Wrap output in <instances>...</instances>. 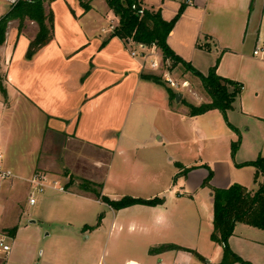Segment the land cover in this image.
Masks as SVG:
<instances>
[{
    "label": "crops",
    "instance_id": "1",
    "mask_svg": "<svg viewBox=\"0 0 264 264\" xmlns=\"http://www.w3.org/2000/svg\"><path fill=\"white\" fill-rule=\"evenodd\" d=\"M84 1L90 4L89 10H85L80 0L52 1L49 8L54 13V38L31 59L26 54L30 40L38 33V24L26 20L19 32V21L9 22L6 39L0 44V117L22 112V121H28V126L25 132H15L12 120H0L5 166L8 167L6 149L15 139H21L18 143L34 156L33 169L27 177L42 170L63 176L68 184L65 193L72 195L73 202L83 211L86 202L74 197L108 205L100 197L89 198L72 191L93 193L81 187L83 181L101 184V194L111 199L125 194L144 199L164 198L173 191L171 184L180 182L177 197L195 199L201 192L209 197L212 233L214 196L209 187L203 186L209 175L208 162L198 159L186 163L178 159L179 170L172 171L168 179L157 165L148 164L136 153L160 149L161 145L180 146L186 154L195 150L199 153L196 146L204 139L219 138L223 152L216 160L211 185L226 188L239 183L254 191L258 189L262 179L255 181L256 167L238 164L264 157V58L254 55L256 46L264 45V0H143L148 6L161 7L166 20H171L183 5L184 11L168 37L169 46L203 74L216 66L219 75L243 84L233 108L236 122L231 123L239 131L245 127L246 134L251 136L246 148L243 140L233 158L229 145L233 129L224 127L223 113L213 109L191 116L183 102L174 104L165 83L143 77V73L158 75L157 72L144 68L143 59L132 56L125 42L112 36L118 18L106 0ZM189 74L192 75L186 72L185 76ZM184 101L200 105L209 101V97L206 94L198 103L188 97ZM204 116L209 117V122L198 128V119ZM242 119L245 121L241 122ZM255 136L260 137L257 142L253 140ZM190 167L194 168L183 175V170ZM135 206L148 209H138L141 217L130 219L131 225L148 231L152 222L142 218L143 213H162L164 203L128 208ZM93 207L90 206L98 216ZM121 210L114 211L109 241L116 228L122 227L118 221ZM258 229L238 223L230 237L231 249L243 259L247 256L251 260V255L243 252V242L264 246V230ZM165 244L175 243L157 241L149 249L160 258L157 264H164L162 260L168 250L151 252V249ZM186 248L209 258V264L219 263H214L211 255L198 247ZM129 261L141 264L130 257H125L123 264ZM109 262L119 264L112 253Z\"/></svg>",
    "mask_w": 264,
    "mask_h": 264
},
{
    "label": "rangeland",
    "instance_id": "2",
    "mask_svg": "<svg viewBox=\"0 0 264 264\" xmlns=\"http://www.w3.org/2000/svg\"><path fill=\"white\" fill-rule=\"evenodd\" d=\"M11 6L7 0H0V17L5 15ZM30 26L28 25V27ZM259 45L262 46V44L257 46ZM135 48L138 49V46ZM163 64L164 66L154 72L163 77V74L168 71L176 82L182 84L186 81L188 83V86L184 88L174 89L177 93L182 94L181 100L187 97L197 103L204 100L206 92L197 76L192 73V75L185 76L184 68L180 66L171 68L170 61ZM148 71L150 70L148 69ZM165 84L170 87L167 82ZM181 100L178 103H181ZM173 103L175 104L176 100H173ZM233 110L228 111V119L235 123L237 115L233 114ZM14 114L13 117L9 114L6 116L2 114L0 120L2 119L3 122L12 120L15 132H25L28 121L23 123L22 112ZM208 116L200 117L196 126L200 128L208 123ZM225 121L224 127L231 128L226 119ZM244 121L241 120V122ZM247 121L249 120L246 119ZM248 124L252 125L250 121ZM245 129V127H241L240 132L236 135V133L234 134L236 131L231 128L233 136L229 145L232 158L234 156L232 145L235 141L239 140L240 146L244 140L243 148H246L251 135L246 134ZM259 139L260 137L255 136L253 140L257 142ZM19 140L15 139L6 149L7 165L16 175L27 177L32 172L34 156L27 152V148L22 146V143L21 145L18 143ZM2 146H4L3 143ZM161 146L160 149L140 150L136 155H141L148 164L157 165L158 170H163L168 179L172 171L179 170L176 165L178 159H183L186 163H193L201 159L204 163L208 162L209 168L214 170L217 165L216 160L223 152L221 139L211 136L196 146L197 151L200 148L199 153L195 150L186 154V151L181 150L180 146ZM171 157L174 160H170ZM248 166L251 168L253 165ZM43 172L48 173L47 171ZM48 174L51 175V173ZM51 177L60 178L66 185L63 176L51 175ZM168 182L167 186H169ZM251 185L255 187L253 184ZM180 187V182L171 184L170 188L173 191L168 193L167 197L163 196L162 213L160 211L143 213L142 218L146 217L152 222L148 231L140 230L139 225L132 226L130 222V219L135 220L137 216H140L138 209L145 210L148 207L135 206L119 209L121 211H119L118 221L122 227L116 228L114 235H110L109 241L113 214L117 210H113L105 203L98 204L88 199L74 197L81 202H86L84 205L86 208L83 211L77 203L73 202V197H70L72 195L52 190L39 194L37 204L31 206L28 203L29 184L19 177L11 178L3 184L0 191V226L13 235V247L10 256L0 257V264H110V253L116 257L119 264H123L125 257L137 259L141 264H157L160 258L155 257L149 250L157 241L160 243L173 242L195 249L198 247L201 251L211 255V260L214 263L217 261L220 263L223 247L220 249L211 239L209 217L212 207L209 197L206 196V193L201 192L195 199L179 198L176 192ZM97 188L98 192H101V187ZM72 191L89 198L98 197L94 193L89 194L78 189ZM126 195L128 194L123 196ZM123 196H116L113 199H120ZM91 205L94 206L95 211H98V216H95L94 210L90 208ZM30 220H35V222H30ZM162 225H164L163 228H161ZM134 241L136 243L133 245ZM243 243L245 244L243 252L246 255H251V260L247 256L244 259L251 264H264V246L255 242L246 243L244 241ZM207 259L209 258L205 259L195 254L182 253L173 249L167 251L162 261L164 264H209Z\"/></svg>",
    "mask_w": 264,
    "mask_h": 264
},
{
    "label": "trees",
    "instance_id": "3",
    "mask_svg": "<svg viewBox=\"0 0 264 264\" xmlns=\"http://www.w3.org/2000/svg\"><path fill=\"white\" fill-rule=\"evenodd\" d=\"M52 1L54 0H19L16 4H13L8 12L0 18V44L4 43L6 39L10 21H19V32H22L26 20L35 21L38 24V33L30 40L26 54L27 58L31 59L54 38V13L49 8ZM80 2L85 10L91 8L88 2L84 0H80ZM106 2L118 18V23L113 29L112 36L121 38L129 49H133L139 44L156 45L162 55L163 63L170 61L171 68L181 66L184 71L192 73L201 80L209 101L196 105L182 99L181 102L187 106L189 115L197 116L210 110L218 109L223 113L229 126L237 133L240 132L229 121L228 111L234 108L235 102L242 93L243 84L219 75L216 66L211 68L207 75L203 74L190 62L176 54L168 44V37L184 11L183 5L171 20H166L163 17L161 7L148 6L143 0H106ZM143 77L165 83L160 75L143 73ZM169 88L171 99L176 100L178 93L173 88ZM238 147L239 140L232 145L233 154H235ZM238 165H253L256 167L255 181L258 182L259 179H262L257 190H251L239 183H234L226 188L213 187L210 183L213 170L209 167V175L203 182V186L209 187L213 191L214 196L211 239L223 247V258L218 264H251L236 254L229 245V239L234 234L238 223H244L264 230V157L260 156L256 160ZM193 168L184 169L183 175H186ZM66 187H68V184ZM81 187L84 190L95 193L115 210L138 204L157 206L164 203V198L162 197L144 199L126 195L120 199H111L98 192L97 187H102L101 184L89 181H83ZM170 249L182 250L199 256L195 250L176 244H165L151 249V252Z\"/></svg>",
    "mask_w": 264,
    "mask_h": 264
},
{
    "label": "built area",
    "instance_id": "4",
    "mask_svg": "<svg viewBox=\"0 0 264 264\" xmlns=\"http://www.w3.org/2000/svg\"><path fill=\"white\" fill-rule=\"evenodd\" d=\"M11 5L16 4L19 0H7ZM131 54L134 57H141L143 59V67L150 70H158L164 64L162 63V55L157 49L156 45L147 46L144 44H139L138 49H130ZM254 55L264 58V45L257 46L254 50ZM164 82H167L171 88L179 89L188 86V83L184 81L182 84L176 82L170 72H165L163 74ZM5 154L2 148L0 147V191L2 190L3 184L10 180L11 178H21L24 179L29 184L28 192V203L31 206L37 204L39 194L44 193L47 190H54L56 192H66L67 187L62 182L60 178H52L50 174L37 171L30 177H20L16 175L13 170L5 166L4 163ZM14 239L13 235L0 226V257H8L12 251V240ZM127 264H140L136 261H129Z\"/></svg>",
    "mask_w": 264,
    "mask_h": 264
},
{
    "label": "water",
    "instance_id": "5",
    "mask_svg": "<svg viewBox=\"0 0 264 264\" xmlns=\"http://www.w3.org/2000/svg\"><path fill=\"white\" fill-rule=\"evenodd\" d=\"M182 94L178 93L176 96V101L179 102L181 100ZM30 222H35V220H30Z\"/></svg>",
    "mask_w": 264,
    "mask_h": 264
}]
</instances>
